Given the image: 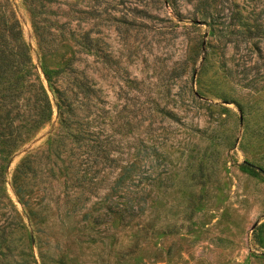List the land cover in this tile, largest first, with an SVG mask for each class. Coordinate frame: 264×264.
<instances>
[{"label":"rangeland","instance_id":"1","mask_svg":"<svg viewBox=\"0 0 264 264\" xmlns=\"http://www.w3.org/2000/svg\"><path fill=\"white\" fill-rule=\"evenodd\" d=\"M0 46V264H264V0H0Z\"/></svg>","mask_w":264,"mask_h":264},{"label":"trees","instance_id":"2","mask_svg":"<svg viewBox=\"0 0 264 264\" xmlns=\"http://www.w3.org/2000/svg\"><path fill=\"white\" fill-rule=\"evenodd\" d=\"M13 39L18 40V34H13ZM9 63H11L10 54L6 51L5 47L0 46V77L3 75L5 68L9 66ZM40 99L42 104L39 106V111L41 115H44L49 106L46 93H43V97Z\"/></svg>","mask_w":264,"mask_h":264}]
</instances>
